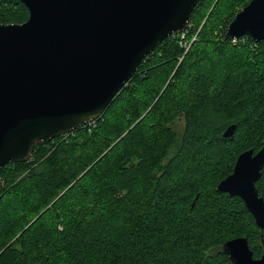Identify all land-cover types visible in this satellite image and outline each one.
Here are the masks:
<instances>
[{
  "label": "trees",
  "instance_id": "1",
  "mask_svg": "<svg viewBox=\"0 0 264 264\" xmlns=\"http://www.w3.org/2000/svg\"><path fill=\"white\" fill-rule=\"evenodd\" d=\"M210 1L190 14L188 49L163 39L94 124L0 168V264H232L222 246L239 236L261 256L264 228L216 186L264 145V40L225 36L250 0H214L199 19ZM27 17L0 0V23ZM256 187L264 198V166Z\"/></svg>",
  "mask_w": 264,
  "mask_h": 264
},
{
  "label": "water",
  "instance_id": "2",
  "mask_svg": "<svg viewBox=\"0 0 264 264\" xmlns=\"http://www.w3.org/2000/svg\"><path fill=\"white\" fill-rule=\"evenodd\" d=\"M22 23H0V168L23 162L34 145L98 118L142 60L182 31L199 0H19ZM264 40V0H250L225 36ZM235 124L222 133L230 137ZM264 145L239 153L216 189L240 197L264 228V198L256 182ZM2 180L0 178V187ZM232 264H264L245 236L222 246Z\"/></svg>",
  "mask_w": 264,
  "mask_h": 264
},
{
  "label": "rangeland",
  "instance_id": "3",
  "mask_svg": "<svg viewBox=\"0 0 264 264\" xmlns=\"http://www.w3.org/2000/svg\"><path fill=\"white\" fill-rule=\"evenodd\" d=\"M214 0H211L207 5H205V6H207V8L205 9V6L203 7V8H201L200 9V11L197 13V16L199 17V19H206V17H207V15H208V13H209V11H210V9L212 8V6H213V2ZM209 8V9H208ZM17 11H15V13H16ZM193 22H194V20H192ZM195 23V22H194ZM229 24V23H228ZM190 25H192V23H190ZM227 28V27H226ZM226 31V30H225ZM141 93V89H139L138 91H137V93L135 94L136 96H138L139 94ZM127 95V94H126ZM130 96H126V99H128ZM131 103V100H128L127 101V104L126 105H124V107L125 106H127V105H129ZM117 124V123H116ZM182 127H183V120H182V118H180V119H178L176 122H175V124H174V129H175V131H177V132H181V130H182Z\"/></svg>",
  "mask_w": 264,
  "mask_h": 264
},
{
  "label": "built area",
  "instance_id": "4",
  "mask_svg": "<svg viewBox=\"0 0 264 264\" xmlns=\"http://www.w3.org/2000/svg\"><path fill=\"white\" fill-rule=\"evenodd\" d=\"M189 28H190V24H188L187 22L186 27L182 31L177 32V34L180 37V44L185 48V50L188 49L190 42H192L196 38V33H195L190 42H187V40H184L186 34L188 33ZM232 40L234 41L236 39H232ZM94 123H95V119L88 122V124H94Z\"/></svg>",
  "mask_w": 264,
  "mask_h": 264
}]
</instances>
